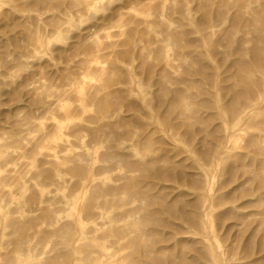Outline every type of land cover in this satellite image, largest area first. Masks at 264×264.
Returning <instances> with one entry per match:
<instances>
[{"label":"rangeland","instance_id":"374dc122","mask_svg":"<svg viewBox=\"0 0 264 264\" xmlns=\"http://www.w3.org/2000/svg\"><path fill=\"white\" fill-rule=\"evenodd\" d=\"M87 1L91 5L85 6L83 3L71 5L70 0H52L51 7L45 9L34 5V0H0V144L9 145V149L15 153H25L19 160V166L28 186L36 184L38 169L36 166L24 167V162L28 160L26 155L34 157L39 151L50 154L63 147H68V152L72 154H83L95 149L105 151L111 139L107 136L103 140L96 139L90 128L99 126L102 121L119 125L126 122L120 131L133 132L138 130L136 124L138 118H143L146 122L151 121L149 115L153 111L151 106L142 100L143 97L151 102L152 106H158L161 113L164 104L158 103L155 98L158 94L170 95V92L178 87H182L186 94L199 93L197 86L187 83L178 84L177 80L202 78L199 75L198 63L205 47L199 34V18L206 9L199 8L201 0H148L145 4L132 6L126 4L127 0ZM246 1L251 2V14L256 8L263 9L264 0H230L231 5L234 6L233 11ZM146 4L152 5L153 11L159 12L161 18H157L156 14L147 16L145 12L147 8L144 6ZM118 7L122 10L116 13ZM107 15H113L114 19L102 22L100 19ZM54 20L57 21L59 29L54 27ZM256 24L264 36V21L256 20ZM78 36L82 38L79 39ZM249 45L252 47L255 44L251 42ZM164 54L168 57L167 65L162 57ZM212 59L205 60L211 66L218 63L220 69L226 68L225 59L221 57ZM187 64L196 75H187ZM97 67L104 68L106 73L102 76L96 71ZM148 71H152V75H148ZM221 72H223L222 80L230 76L229 72ZM82 81L86 83V90L108 88L104 90L106 94L116 96L115 104L110 106V116L96 124H90V121L99 114L98 104L85 97L83 102L87 108L83 110L80 107L82 101L78 99L79 94L73 91L75 85L81 84ZM162 84L169 88L167 92L162 90ZM226 84L227 82H222L221 85ZM202 97L206 101L215 100L209 95L200 96ZM197 101L199 102V97ZM63 104L72 108L69 110L67 107L65 110L62 108ZM48 105L50 106L47 107ZM195 107L201 111V115L213 111L205 105L198 104ZM66 114L71 115L69 124H66ZM160 117L164 120V117ZM255 118L257 121L264 120V108ZM212 123L220 128L221 140L215 141L211 138L208 157L203 158L202 154H197L199 160L197 173L213 174L212 180L208 182V178L206 181L207 186H210L216 196L235 189H238L239 193L242 190L245 192L251 190L254 184L248 180L251 174L246 172L245 168L252 170L249 167L254 155L251 136L259 134L260 129L237 127L232 121L227 122V126H223L220 120ZM59 124H66L60 136L57 134ZM202 126L204 125L196 124L198 129ZM77 127L82 128L79 134L74 132ZM53 137L56 141L52 146ZM153 137L160 140L155 145L156 151L153 153L144 151V156L142 153H137L130 159L136 162L144 161L145 157L146 159L153 157L156 159V168L170 166L166 162L165 152L166 143H169L170 139L160 131ZM199 137L202 138V134ZM135 138L134 135L122 138L124 148L131 145L133 147ZM54 147L57 148L53 149ZM104 164L110 165L108 162L97 161L96 173L98 176L112 177L108 183L122 187L124 180L118 175L127 173L133 175L141 186L147 188L148 198L163 196V200L146 205L144 210L140 209L142 201L138 198L125 200L117 205L109 203L102 206L101 210L110 213L111 221L127 228L118 242L115 244L107 242L111 245L110 251L118 250L116 255L118 258L132 251V248L127 246V242L135 238L137 232L131 224L146 219L145 215H150L156 205L176 202V195L180 192L175 188L185 191L187 194L185 199H190V194L195 191H199V194L202 192L201 188L198 190L191 183L180 186L167 176L162 179H147V173L137 168L131 172H128L124 166L120 170L99 169V166ZM192 164H194L193 160L188 161L186 166L190 167ZM186 169L188 172L191 171L190 168ZM64 173L65 180L61 187L58 188L57 184H53L47 188L49 191L43 196L45 203L61 217L62 222L70 218L68 201L79 193V189L76 190L71 179L73 172L69 167H65ZM98 180L100 179L96 181ZM148 182H151L150 185ZM248 199L254 197H242L210 213H214L212 230L215 234H210L208 237L216 241V248L231 264H264V251L259 250V245H252L255 249L251 254L244 251L245 240L251 237V228H248L250 222L253 218L264 216V214L248 215L260 210L256 205L244 204ZM2 202L3 211L10 213L8 221L21 219L22 202L18 200ZM180 206L181 204L177 203V207ZM231 206H235L233 211L221 213ZM243 215L247 216L243 217ZM29 218L35 221L25 229L18 228L15 223L5 228V235L0 238V264H16L4 256L17 253L15 240L19 238L30 239L31 248L24 252V255L34 257L29 264H45L47 258H55L59 253L68 250L64 245V239L58 234L44 237L42 232L37 231L41 226L45 229L50 228L44 221L41 211L28 212L24 214L22 220L26 222ZM172 220L171 226H162L163 231L174 233L176 239L170 241L164 239L162 234L151 233L152 224L147 226L144 238L150 242L151 250L156 255H162L170 251L177 253L185 248L189 257L199 256L193 246L185 247L183 242L188 238L206 239L208 230L194 226L184 214H178ZM35 223L37 226L33 227ZM105 230H108V226H105ZM93 236L94 234H89L76 240L75 246L78 249L72 254L77 258V264L88 263L85 259V251L81 247ZM252 237L263 238L262 230H257V234ZM231 249H233L232 253L228 254V250ZM135 256L138 264H150L146 256L140 253ZM261 257L262 260L258 261L257 259ZM206 263L214 264L209 261Z\"/></svg>","mask_w":264,"mask_h":264},{"label":"bare ground","instance_id":"6f19581e","mask_svg":"<svg viewBox=\"0 0 264 264\" xmlns=\"http://www.w3.org/2000/svg\"><path fill=\"white\" fill-rule=\"evenodd\" d=\"M147 1L127 0L126 4L130 6L142 5ZM77 3H83L85 6L91 5L87 0H70L71 5ZM33 4L48 9L51 7L52 0H34ZM144 6L147 8L145 11L147 16L156 14L157 18H161L159 12L153 11L152 5L146 4ZM250 7L251 2L246 1L238 5L236 10L233 11L234 6L231 5L230 0H201L199 8L206 9L205 13L199 18V34L205 47L198 63L199 75L202 78H199V80L193 78L177 80L178 84L187 83L197 86L199 93L186 94L182 87H178L172 90L170 95L158 94L155 98L158 103L164 104V110L161 113L158 106H152L151 102L143 97L142 100L151 106L153 113L151 112L149 115L150 122L138 118L136 121L138 130L136 131L121 132L120 128L126 122L119 125L110 121H102L110 116V106L116 102L115 95L106 94V91H104L108 88H89L86 90L84 81L75 85L73 91L79 94L78 99L82 101L80 107L83 110L87 108V105L83 102L85 97L98 104L99 114L90 121V124L102 122L99 126L90 129L93 136L98 140H103L105 136L111 139V143L106 146L107 150L99 151L95 149V151H88L83 154H72L68 152V147H63L50 154H43L39 151L35 153L34 157L26 155L25 157L28 160L24 162V167L36 166L38 169L36 184L28 186L24 173L20 170L21 166H19V160L25 153H15L9 149V145L0 144V238L5 235L4 230L10 224L15 223L18 228L25 229L34 223L35 220L29 218L25 222L22 218L28 212L39 210L50 228L45 229L44 226H41L37 231L42 232L44 237L58 234L64 239V245L68 249L64 250L65 253H59L55 258H47L45 264H77V258L72 254L78 249L75 242L78 239L87 237L89 234H94V236L81 247L85 251L87 264H138V259L135 256L138 253L146 256L150 264H208L206 261L214 264H231L227 258L223 257V253L216 248V241L208 237L210 234H215L212 230V215L214 213H210L222 205L235 202L242 197L252 196L254 199H248L244 201V204L256 205L260 210L248 215L264 214V120L257 121V118H255L260 110L264 108V36L256 24V20L264 21V4H262L263 9L256 8L252 14ZM116 10V13H119L122 8L118 7ZM113 15H107L100 20L102 22L111 21L114 19ZM53 25L56 29H59L56 20L53 21ZM78 38L81 39L82 36H78ZM251 42L255 44L252 47L249 45ZM86 49L88 48L86 47ZM162 57L166 61V65L169 64L167 55L164 54ZM216 57L226 60L225 69H220L218 63L211 66L205 60ZM95 69L102 76L106 73L104 68L97 67ZM186 69L187 75H196L194 71L190 70L189 64L186 65ZM208 69L212 71L208 72ZM221 71L229 72L230 76L222 80L221 73L223 72ZM148 75H152V71H148ZM222 82H227V84L222 86ZM162 85V90L167 92L169 88L164 84ZM82 87H84V91H82ZM204 95L212 96L215 100L206 101L203 100V97L200 98ZM198 97L199 102L197 101ZM198 104L199 106H208L213 110L212 113L206 112L201 115V111H198L195 107ZM67 107L69 110L72 108L67 104L62 105L65 110ZM160 116L164 117V120H161ZM65 120L67 121L65 123L69 124L71 115L66 114ZM215 120H220L223 126H227V122L232 121L237 127L245 129L256 127L260 129L259 134L251 136L254 155L249 167L252 170L248 167L245 170L251 174L248 180L252 181L254 186L249 191L242 190L245 194L239 193L237 192L238 189H235L232 192L216 196L210 186H207L206 181L208 178V182L211 181L214 177L213 174L203 173L200 175L196 171L199 169L197 154H202L203 158L208 157L207 154L211 149L209 145L212 143L211 138L215 141L221 140L220 128L212 123ZM155 123H157L156 126ZM198 123L204 126L198 129L196 127ZM66 124L57 126L59 136L63 133ZM81 129L77 127L74 132L79 134ZM159 131L170 139V142L166 143L167 151H165L167 153L166 162L170 166L156 168V159L153 157L147 159L145 157L146 160L136 162L130 159L137 153H142L144 156V151L150 153L156 151L155 145L160 140L154 139L153 136ZM200 134H202V138L199 137ZM130 135L136 136L133 147L131 145L124 148L122 138ZM54 137L52 146L55 145L54 141H56ZM200 138L201 140H199ZM243 146L245 145L243 144ZM131 147L132 151H130ZM55 148L57 147L53 149ZM192 160L194 164L187 167L188 161L191 162ZM97 161L110 164L99 166L101 170L110 168L120 170L124 166L128 172H131L137 168L147 173V179H162V177L167 176L174 179L180 186H187L191 183L198 190L201 188L202 192L199 194V191H195L190 194V199H185L187 195L185 191L175 188L180 192L176 195V202L180 203L181 206L178 208L176 202H166L162 206L156 205L150 215H145L146 219L131 224V227L137 232L136 237L127 242V246L131 247L132 251L126 256L118 258L116 256L118 250L110 251L111 245L107 242L111 244L118 242L127 228L118 226L111 221L110 213L101 210L102 206L109 203L117 205L125 200L138 198L142 201L140 209L144 210L146 205L149 206L154 201L163 200V196L148 198L147 188L141 186V183L136 181L133 175L127 173H119L118 175L120 179L124 180L122 187L108 183L112 177L97 175ZM65 167H69L73 172L71 179H73L76 190L79 189V193L71 201H68L70 218L66 222H62L61 217L45 203L43 196L49 191L47 189L49 186L57 184L58 188L61 187L62 182L65 180ZM186 168H190L191 171L188 172ZM203 177L206 179H203ZM97 179L100 180L96 181ZM150 183L148 182V185ZM32 192L33 194H31ZM100 199H103V201H100ZM12 200L22 202L23 209L20 210L21 219L8 221L10 213L9 211H3L4 203L2 201L11 202ZM26 206L28 209H26ZM234 207L226 208L221 213L233 211ZM178 214H184L194 226L204 227L208 230L206 231L208 241L206 239L193 240L188 238L187 241L183 242L185 247H194L199 254L197 257H189L184 247H182L183 250L177 253L170 251L162 255H156L151 250L150 242L144 238L147 226L152 224L150 227L151 233L162 234L165 237L164 239L169 241L176 239L174 233L163 231V227L171 226L173 224L172 218L177 217ZM245 216L247 215H243V217ZM107 218L108 222H106ZM97 219L101 220L97 221ZM244 222L246 221L244 220ZM35 226H37L36 223L33 227ZM105 226H108V230H105ZM248 228H251V237L245 240L244 251L251 254L255 249L252 245L255 244L259 245L260 251H264V237L259 239L252 237L257 234V230H262L264 235V216L253 218ZM29 241V237L16 239L17 253L7 254L4 258L16 264L31 263L34 257L24 255V252L31 248ZM232 251L233 249L228 250V254H231ZM257 260H262V257Z\"/></svg>","mask_w":264,"mask_h":264}]
</instances>
